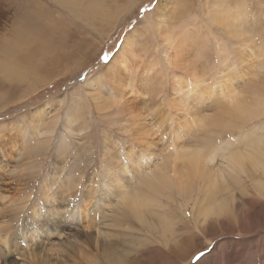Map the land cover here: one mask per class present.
I'll use <instances>...</instances> for the list:
<instances>
[{"label":"rangeland","instance_id":"obj_1","mask_svg":"<svg viewBox=\"0 0 264 264\" xmlns=\"http://www.w3.org/2000/svg\"><path fill=\"white\" fill-rule=\"evenodd\" d=\"M91 2L100 14L83 10ZM224 19L233 20L234 33ZM182 22L187 32L208 37V84L220 78L225 86L217 84L203 105L175 112L169 80L175 70L167 67L164 36ZM127 37L129 74L120 65ZM219 47L225 50L218 53ZM225 57L226 79L218 66ZM0 63L12 67L0 70V237L9 242L0 255L9 256L8 264L31 253L46 264H264V183L254 185L263 182L261 174L240 180L227 174L233 190L221 187L208 200L202 180L189 192L172 188L155 198L144 219L128 212L123 195L114 197L116 187L109 186L118 181L121 194L138 191L148 166L134 173L132 162L143 154L149 166L168 159L175 121L188 128L187 147L209 152L220 146L244 151L246 140L264 139V130L252 131L264 125V116L240 125L239 132L208 127L232 94L252 109L264 94V0H0ZM147 69L161 72L165 102L148 89L136 100L127 94ZM236 137L245 140L231 146ZM220 163L216 159L213 168ZM124 166L128 175L118 173ZM44 190L59 200L51 203L54 210L60 204L59 217ZM214 203L222 209L202 222L201 209ZM33 209L51 213L43 221ZM82 210L87 212L79 221Z\"/></svg>","mask_w":264,"mask_h":264},{"label":"bare ground","instance_id":"obj_2","mask_svg":"<svg viewBox=\"0 0 264 264\" xmlns=\"http://www.w3.org/2000/svg\"><path fill=\"white\" fill-rule=\"evenodd\" d=\"M71 4L75 5L76 3L72 2ZM83 10L85 12H89L87 14L93 15L95 13L100 14L102 12L99 4H94L93 2L88 5V8L85 7ZM224 22L226 25V29L234 33L237 27L233 23V20L224 19ZM184 24L186 23L182 22L181 26H177L175 31L170 36H168L167 34L164 36V40L167 41L166 48L169 49V52L171 53V58L167 63V67H172L175 70L174 72H170L169 79L172 82L171 93L172 97L174 98L172 104L178 107V110L175 112H179L184 109L187 110L190 104H194L196 107L201 106V104L203 105L204 102L213 97L215 89L219 88L218 85L222 87L225 86L224 82L220 83V78L216 80V83L218 85L208 84L210 80V78L206 77L207 73H209L207 72L209 71L207 63L208 61L204 60V57L207 55L205 46L207 45L206 43L208 42V37L205 34L201 35V33L199 32H187L184 28ZM199 41L202 42V44H200ZM122 44L123 47H120V52L122 51V49L123 52L120 54V65L122 68L125 67V69H127L128 71L129 64L123 62V54L124 49L126 51L130 44L129 38H124ZM219 48L221 49V51L219 50L220 52L218 53H221L222 50H225L223 47ZM181 60L183 63H179ZM227 65L228 61L226 57L224 60L222 58L221 60H219L218 66L219 69L223 72L222 74H220L224 79H226L228 76V70L225 69ZM150 66L153 67L158 65L156 62H152ZM0 68L1 71H5V69H11L12 67H2V64L0 63ZM117 68L119 70L121 69L118 66ZM127 73L129 74V71ZM160 73L161 72H159V70L157 69H153V72L150 69H147L145 71V74L143 73L139 76V80L143 84L140 83L136 90L135 86L137 85V83L131 84V89L127 94L132 91V94L136 100L140 95V90L148 89L152 97H159L165 102L166 99L161 94L163 92V82L161 80L162 78ZM184 75L186 76V78H184ZM117 87H119V84ZM152 87H155L156 89H153L151 91ZM115 89L117 90L116 87ZM126 89H129V87H127ZM260 89L264 91V83ZM125 92H127V90H125ZM232 95L234 96V94ZM260 95L262 97L258 98L255 109L248 107L243 100L237 97H229L231 99H229L230 102L227 103V105H225L224 107L221 106L219 112L216 113V115L213 117L215 120H211L209 122V129L217 130L218 128H220V130H222L223 128H226L228 129V132L234 130L239 132L238 130L240 125L249 123L254 118L263 117L264 94L260 93ZM124 97L125 94L119 96L121 100ZM123 107L129 114L132 113L131 108L127 107L126 105H123ZM169 117L170 115H167V117L163 120L164 123L168 122ZM133 119L138 122L141 121L139 115L137 114L133 116ZM134 124L136 125V123ZM226 124H229L231 126L227 128L225 127ZM233 124L236 125L232 126ZM174 127H178V130L174 137L173 143L171 142L169 144L170 151L168 159H163L158 164H156V162L151 163L149 166L148 162H150V158L147 154H143L138 158L137 161L132 162L134 168L137 167L134 173H136V171L141 167L148 166V173L144 178H142V185L138 191L133 192V194L131 195H125L124 193L121 194L120 189H122V186L118 183V181L113 182V185H109L116 187V195L114 197L123 195V205L128 212L138 215V218L140 219H144L146 213L149 211L157 196L171 191L172 188H176L179 192L182 193L189 192L191 191V188L193 187L192 185L196 180H202L203 184L209 187V189L204 193L205 200L213 199L217 196V192L220 191L221 187H224L227 190H233L234 186L228 184L225 179V176L227 174H235L239 180L242 174H247L249 176L253 174H261L262 176L260 179L263 180V182L257 180L254 185L257 189L262 188L264 183V139H262V137H258L257 141L246 140V148L244 151L228 152L227 150H224L222 146H220L216 147L215 151L211 150V152H209L206 148H204L203 150L200 147H187L183 142V139L186 138V130L188 129L187 126L175 121ZM258 130H264V125L261 127L254 125L252 127L253 132L257 133ZM217 135H219V133ZM177 139H181V142L175 145L174 142ZM244 140V137H236V139L234 140V142H236L234 144H231V146L238 145ZM218 158L220 159L221 163L215 170L213 168V164ZM126 159V163H131L130 157H128L127 155ZM134 168H132L131 171H134ZM236 171L238 173H236ZM118 173H120L121 175H128L129 168L124 166L123 170ZM43 197L45 200H49L50 210L52 214L55 213L56 216H58L59 210L61 209L60 204H57V206L55 205V210L51 206V203H53L54 205L55 202L57 203L58 199H56L51 194L46 193V190H44ZM66 198H63L62 201H66V203H68L69 200L68 198ZM81 203L83 204V201ZM86 208L87 205L83 204L82 209L86 210ZM216 209L221 210L222 207L219 206L218 203L203 207L200 211L201 221L205 222L212 214V211ZM32 211V213H36L38 216L42 217L43 221L45 217L44 215H49L51 213L50 211V213H47L46 211L34 212V209ZM86 212L87 211L82 210L80 214H78L77 219H79V221H83L84 214ZM48 218L49 216H47V219ZM42 226L43 225H41V228ZM67 227L70 228V226ZM36 232L37 227L35 226L34 231L29 238L30 241H33L36 238ZM7 239V235H5L4 237H0V246L5 249L9 247V242H7ZM19 257V259H16V261H19L18 263L12 262L11 264H46V261L40 260V257L33 253L28 254V257L23 254ZM113 257L115 259L114 255ZM108 260L110 261L112 259H109L108 257ZM8 262L9 256L3 254L0 255V264H8Z\"/></svg>","mask_w":264,"mask_h":264},{"label":"snow or ice","instance_id":"obj_3","mask_svg":"<svg viewBox=\"0 0 264 264\" xmlns=\"http://www.w3.org/2000/svg\"><path fill=\"white\" fill-rule=\"evenodd\" d=\"M120 47L122 48V47H123V44H121V45H120ZM114 58H115V57H113V59H114ZM103 59H104V57H103ZM104 60H105V59H104ZM106 61H108V59H107ZM110 62H111V61H108V63H110ZM200 255H201V256H203V255H204V253H203V252H201V253H200Z\"/></svg>","mask_w":264,"mask_h":264}]
</instances>
